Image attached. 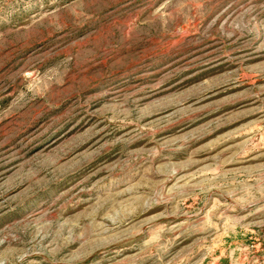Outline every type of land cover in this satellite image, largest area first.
Instances as JSON below:
<instances>
[{
    "label": "rangeland",
    "instance_id": "374dc122",
    "mask_svg": "<svg viewBox=\"0 0 264 264\" xmlns=\"http://www.w3.org/2000/svg\"><path fill=\"white\" fill-rule=\"evenodd\" d=\"M0 264H264V0H0Z\"/></svg>",
    "mask_w": 264,
    "mask_h": 264
}]
</instances>
